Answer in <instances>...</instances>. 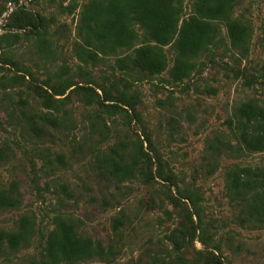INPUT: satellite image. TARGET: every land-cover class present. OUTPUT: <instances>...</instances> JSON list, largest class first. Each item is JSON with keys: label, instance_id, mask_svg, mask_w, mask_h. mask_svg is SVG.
I'll return each mask as SVG.
<instances>
[{"label": "rangeland", "instance_id": "obj_1", "mask_svg": "<svg viewBox=\"0 0 264 264\" xmlns=\"http://www.w3.org/2000/svg\"><path fill=\"white\" fill-rule=\"evenodd\" d=\"M94 1L0 0V193L18 201L0 207V234L23 219L33 227L14 251L0 242V264H48L57 217L112 247L79 264H206L213 250L177 231L197 230L184 189L197 195L221 264H264V219H251L249 203L227 182L235 165L264 171V152L211 148L218 139L235 143L229 119L240 104L264 106V0L235 1L231 18L252 31L246 54L217 20L218 34L180 81L174 42L163 47L162 73L135 67L136 48L154 43L136 22L131 47L97 50L82 24ZM194 3L182 0L184 18ZM23 6L38 18L33 32L12 27L11 13ZM11 34L19 38L8 41ZM123 147L142 159L130 177L110 172Z\"/></svg>", "mask_w": 264, "mask_h": 264}, {"label": "trees", "instance_id": "obj_2", "mask_svg": "<svg viewBox=\"0 0 264 264\" xmlns=\"http://www.w3.org/2000/svg\"><path fill=\"white\" fill-rule=\"evenodd\" d=\"M235 1L195 0V12L184 18L182 0H98L87 6L82 24L88 39H96V49L102 52L131 47L138 39L133 23L141 25L149 36V41L154 43L136 48L134 64L138 70L151 75L160 74L166 69L168 58L163 47L174 42L177 56L172 73L175 79L180 81L187 77L194 67L192 60L198 57L218 34L217 20L226 21L232 45L243 54L248 52L252 31L248 24L231 18ZM37 19L25 6L10 15L12 27H31L30 32L38 27ZM18 38V34H11L7 40ZM229 126L235 143L218 139V144L211 146L215 155L221 154L225 149L236 154L264 152L263 105L253 100L240 104L229 119ZM115 153L116 156L108 161L111 174L117 177L133 176L137 165L142 161L139 154L129 153L125 147L115 150ZM144 168L141 166V172ZM161 170L162 168L158 167L156 173L168 180L169 175L163 174ZM227 182L231 192L249 203L250 218L264 219V171L260 168L235 165L227 174ZM180 193L189 200L194 209L193 214L198 219L196 231L186 233L177 230L183 236L182 241H186V237H198L206 248L213 250L207 253L206 264H221L219 255L215 254L218 253V248L213 244L207 224L203 221L197 195L186 189ZM17 203V199L5 191L0 193V207L15 206ZM32 232L30 222L23 219L18 230L1 232V245H6L14 251L29 239ZM112 252V247H105L101 242L81 235L74 223L64 217L55 219L45 244V258L48 264H79L91 258L109 256ZM187 263L186 259H179L178 264ZM156 264L166 263L162 260Z\"/></svg>", "mask_w": 264, "mask_h": 264}]
</instances>
